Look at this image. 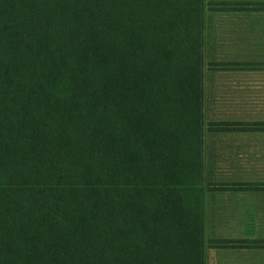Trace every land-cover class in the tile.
<instances>
[{"label":"trees","instance_id":"obj_1","mask_svg":"<svg viewBox=\"0 0 264 264\" xmlns=\"http://www.w3.org/2000/svg\"><path fill=\"white\" fill-rule=\"evenodd\" d=\"M202 9L0 0V264L203 263Z\"/></svg>","mask_w":264,"mask_h":264},{"label":"crops","instance_id":"obj_2","mask_svg":"<svg viewBox=\"0 0 264 264\" xmlns=\"http://www.w3.org/2000/svg\"><path fill=\"white\" fill-rule=\"evenodd\" d=\"M202 2V264H264V0Z\"/></svg>","mask_w":264,"mask_h":264}]
</instances>
